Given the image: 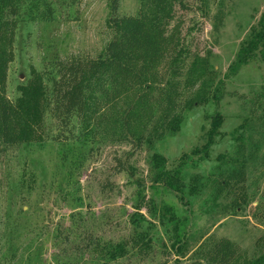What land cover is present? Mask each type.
<instances>
[{
	"label": "rangeland",
	"instance_id": "374dc122",
	"mask_svg": "<svg viewBox=\"0 0 264 264\" xmlns=\"http://www.w3.org/2000/svg\"><path fill=\"white\" fill-rule=\"evenodd\" d=\"M38 1L30 12L23 0L14 29L6 94L20 110L37 77L51 85L54 62L95 58L112 36L109 0H51V16ZM180 1L171 27L191 55L179 61V108L164 121L159 107L140 113V145L112 136L110 122L60 126L52 106L27 142H0V264H210L222 239L237 252L232 264H264V55L231 68L260 28L264 0ZM119 6L120 15L151 10L150 0ZM193 63L202 73L188 81Z\"/></svg>",
	"mask_w": 264,
	"mask_h": 264
},
{
	"label": "trees",
	"instance_id": "16d2710c",
	"mask_svg": "<svg viewBox=\"0 0 264 264\" xmlns=\"http://www.w3.org/2000/svg\"><path fill=\"white\" fill-rule=\"evenodd\" d=\"M33 1L28 7L30 12L35 5ZM57 1L69 7L80 3V0ZM38 2H43L49 12L47 14L53 15L51 0ZM174 2L150 0L151 10L148 13L120 15V0H109L107 23L112 29V36L103 53L95 58L80 56L54 62L56 76L51 79V85L46 84L43 76L37 77L32 87L22 90L20 110L17 104L10 101L6 89L14 58L12 42L15 24L24 4L23 0H0V142L10 147L27 142L31 137L32 120L40 110L44 112L46 107L52 106V113L60 126H68L74 118L100 126L102 121L110 122L112 136L120 140L132 139L140 145L145 136H136L133 129L134 119L140 113H154L159 107L165 113L164 121L179 108V61H186L191 54L179 24L171 27L175 17ZM258 50L264 55V18L252 39L239 50L231 68L237 71ZM192 60L206 59L196 54ZM168 62H171L170 73L162 74L160 70ZM189 71L188 81L191 76L202 73L197 63H193ZM22 111L28 118L27 128L23 127L19 118ZM173 118L177 119L176 116ZM159 174L158 181H166L169 177L163 171ZM176 241L174 246L179 249L182 241ZM137 242L148 245L143 236ZM118 246V254H124L125 246ZM236 254L232 243L222 239L206 257L210 264H232Z\"/></svg>",
	"mask_w": 264,
	"mask_h": 264
}]
</instances>
